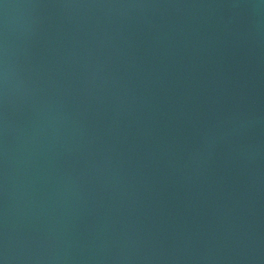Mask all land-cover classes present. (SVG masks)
Masks as SVG:
<instances>
[{"label": "water", "instance_id": "obj_1", "mask_svg": "<svg viewBox=\"0 0 264 264\" xmlns=\"http://www.w3.org/2000/svg\"><path fill=\"white\" fill-rule=\"evenodd\" d=\"M0 264H264V0H0Z\"/></svg>", "mask_w": 264, "mask_h": 264}]
</instances>
